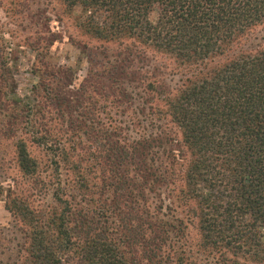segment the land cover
I'll return each mask as SVG.
<instances>
[{"label": "trees", "instance_id": "1", "mask_svg": "<svg viewBox=\"0 0 264 264\" xmlns=\"http://www.w3.org/2000/svg\"><path fill=\"white\" fill-rule=\"evenodd\" d=\"M59 1L118 46L25 103L0 38V264H264V0Z\"/></svg>", "mask_w": 264, "mask_h": 264}, {"label": "rangeland", "instance_id": "2", "mask_svg": "<svg viewBox=\"0 0 264 264\" xmlns=\"http://www.w3.org/2000/svg\"><path fill=\"white\" fill-rule=\"evenodd\" d=\"M24 0H0V38L5 42V56L7 61L14 68L13 76L16 89L13 93H8V99L15 98L31 103L32 88L37 81L36 74L32 72V66L36 64V52L25 47L26 44H35L39 48L51 45L48 52V60L52 64L71 67L74 71L75 85H78L86 77L89 63L84 47L92 50L106 48L115 49L118 43L115 41L102 42L86 34L79 27L80 10H68L59 0H49L48 5L41 0V4L36 2L30 6L29 11L20 7ZM27 4V3H26ZM42 10L40 19L38 16ZM46 11V12H45ZM48 30L49 33L41 34V31ZM33 32H36L35 34ZM44 36V37H43ZM127 43V41H124ZM3 41L0 39V44ZM22 45L23 47H18ZM44 53V50L42 51ZM98 56V55H97ZM156 62L164 63L166 74L171 71H179L178 65L165 56L155 54ZM101 57H97L99 62ZM96 68H99L95 65ZM182 72V71H180ZM168 79L177 81L178 77L168 76ZM10 150L9 148L7 149ZM31 154L38 156V152L31 149ZM12 154L7 155L11 158ZM14 170L8 172V176H15ZM10 180L2 185L0 192V225L8 226L12 217L6 208V189Z\"/></svg>", "mask_w": 264, "mask_h": 264}]
</instances>
